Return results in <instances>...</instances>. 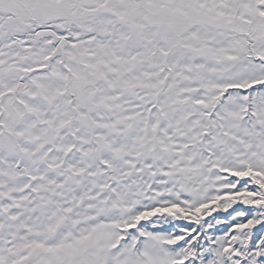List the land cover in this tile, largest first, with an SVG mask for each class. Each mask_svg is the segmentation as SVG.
<instances>
[{
	"label": "snow or ice",
	"instance_id": "6c2138e0",
	"mask_svg": "<svg viewBox=\"0 0 264 264\" xmlns=\"http://www.w3.org/2000/svg\"><path fill=\"white\" fill-rule=\"evenodd\" d=\"M0 264H264V0H0Z\"/></svg>",
	"mask_w": 264,
	"mask_h": 264
}]
</instances>
